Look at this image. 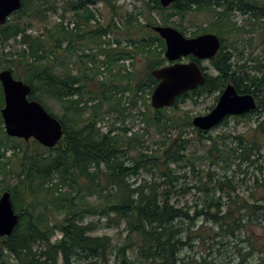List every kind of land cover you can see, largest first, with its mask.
<instances>
[{
    "label": "trees",
    "instance_id": "16d2710c",
    "mask_svg": "<svg viewBox=\"0 0 264 264\" xmlns=\"http://www.w3.org/2000/svg\"><path fill=\"white\" fill-rule=\"evenodd\" d=\"M143 1L145 7L138 14L145 21L137 13L134 19L132 13L124 18L126 29L133 28L126 31L124 43L106 39L118 29L117 22L110 19L107 25H96L92 0H21L11 19L0 25L2 44L9 40L19 44L13 53L16 59L0 53V68L10 69L15 78L28 83L29 98L63 127L59 141L47 148L32 138L8 136L0 114V194L10 192L19 215L12 233L0 237V264H232L220 258L224 240L244 227L247 219L264 213V196L256 195L261 184L245 183L251 197L245 201L235 180L246 172L243 165L264 170V70L256 56L240 62L242 55L235 45L241 40L239 34L255 32L254 21L264 19V0H176L167 7L159 0ZM58 11L59 20L49 22L47 15ZM201 11L208 13V22L196 25L191 36L202 32L219 36V51L211 59L214 72H204L203 84L177 96L172 109L187 99L196 102L220 93L229 82L239 93H252L256 107L233 116L236 122L248 123L232 136L233 145L225 141L230 135L207 137L206 131L191 126V115L180 124L166 108H150L148 102L157 83L151 70L166 63L165 42L150 26L171 25L185 33L182 19ZM67 12L74 19L64 23ZM235 12L248 13V28L232 20ZM33 20L42 24L35 33ZM259 28L264 34V25ZM112 45L136 48L146 58L143 75L137 78L130 70L121 75L119 68L125 82L115 85L99 79L105 71L114 79L115 54L133 57L128 51L115 53ZM91 80L99 82L100 94L90 88ZM118 91L132 92L127 97L130 105L141 98L137 114L156 128L158 139L146 143L126 125V106L119 109L122 125L105 126L110 109L101 108L104 102L115 104ZM51 102L63 113L55 112ZM259 155L263 161L256 164ZM216 164L220 174L213 169ZM11 173L15 179L7 185ZM186 194H192L193 203ZM101 227L115 228L117 239L98 233ZM238 254L244 255L239 248Z\"/></svg>",
    "mask_w": 264,
    "mask_h": 264
},
{
    "label": "rangeland",
    "instance_id": "374dc122",
    "mask_svg": "<svg viewBox=\"0 0 264 264\" xmlns=\"http://www.w3.org/2000/svg\"><path fill=\"white\" fill-rule=\"evenodd\" d=\"M93 5L91 7L94 9L95 14L98 18L97 24H103L107 25L110 21V19H114L117 23V30L116 28L112 31V33L106 35V39H121V41L124 43L125 41V34L126 31L132 32L133 28L126 29L125 26V17H130L128 13H132V17L134 19L135 14L137 13L138 19L141 21H145V17L143 15L138 14L139 10H142L145 5L143 0H92ZM110 1V4H109ZM61 11V10H60ZM60 11L58 13H49L48 21H58ZM115 12V13H114ZM56 14V15H55ZM12 16L9 17L11 19ZM247 16H244L240 14L239 12H235L234 16H232V20L237 23V25H243L246 28L249 27L250 23L245 19ZM65 22L66 20L73 21V16L71 13H65L64 14ZM173 18V17H172ZM175 19L180 22L179 16L175 17ZM262 19V20H261ZM261 19H256L254 21L256 31L253 33H244L239 34L241 36V40L236 42L237 46V54L242 55V57H239V61L242 62L246 60L247 57L256 56L259 58L261 64V69L264 70V34H260V31H262V28H259V25H264V19L263 17ZM182 23L186 26V30L184 35L185 36H191V32L196 30V25H206L208 22V13L206 11H201L200 13H197L196 15H187L185 19H182ZM132 22H136L135 20H132ZM73 26L72 22L69 24V27ZM120 26V29H119ZM39 28H42V24L38 21L33 20L31 25V30L33 33L38 31ZM135 34L133 33V36ZM136 37V35H135ZM249 37H252L249 40ZM137 38V37H136ZM223 43L226 45H229V42L226 40H223ZM107 46V44H105ZM246 45V46H243ZM117 50H115V53H125L128 51L133 57L129 56V58H121L120 54H115L114 57L117 58V60L114 61L113 65V73L115 76L114 79H112V75H110L107 71H105L102 74H98V78L103 79L105 82H109V84H115L116 83H122L125 82L123 80V77L119 76V68L121 69V75H124V71L130 70L131 73L135 72V75L137 78H139L140 75H143L144 71L146 70V58L138 52L136 48H132L131 46L127 47V50L124 48L125 45H112ZM19 49V44H17L13 40H9L8 42H4L3 44L0 42V53L3 54V52L6 53V56L9 57V59H16V56L13 55V53ZM109 49V48H107ZM106 49V50H107ZM119 49V50H118ZM97 50V48H95ZM113 52V53H114ZM117 55H119L117 57ZM5 56V55H3ZM106 58V56H98V58ZM1 59V58H0ZM72 59H75L73 56ZM96 62H99L96 61ZM101 64V62H99ZM250 64H253V60H249ZM165 64V63H164ZM163 64V65H164ZM202 64L206 66L207 72H214V66L210 61H203ZM3 65V62H0V67ZM3 68H0L2 70ZM101 70V67H100ZM90 88L100 94L101 87L97 80H91L90 81ZM151 95V94H150ZM218 95V92L208 95L205 97L199 98L196 102H194L192 99H187L184 102H181L178 104V107L175 109H172V106L166 107V110H168L171 114L174 115L177 122L180 124L186 123L187 115H191V120L195 115L205 114L209 110L208 107L215 103V96ZM128 96H132V92H122L118 91L117 95L114 97L115 104L109 105L107 102H104V105L101 109H110V112L107 113L106 118V124L107 125H122V119L120 115L119 109H121L123 106H126V111L128 112V117L125 120V123L127 126H132L133 130L138 132L139 136L141 138H144L146 140V143L152 142V140L158 139L159 135L156 130V128L153 125L146 124L140 119V115L137 114L139 107L142 109L141 104V98L138 96L136 97V104L130 105L129 99H127ZM150 97V96H149ZM120 99V100H118ZM150 103V99L148 100ZM50 105H53L54 111L62 114L63 108H61L58 104H55L53 102L50 103ZM150 108L151 105H150ZM144 109V108H143ZM256 118V115H253L250 119V122L252 123L253 120ZM237 119H235L233 116L228 117L225 122H221L220 124L216 125L215 127L207 130L204 135L207 137H217V135H230L229 138H226V142L229 145L234 144V139L232 136L237 135L238 131H242L246 128L248 123L246 120H239V122H236ZM192 124V123H191ZM3 125V122H2ZM193 126V125H191ZM188 134L191 135L193 140H195L194 134L190 133L191 128L187 126ZM172 132H174V129L172 127ZM206 141V139H204ZM208 141V140H207ZM204 151V149L201 147V153ZM261 152H264V149L261 150ZM14 161V160H13ZM263 161L262 156L259 155L257 158V162ZM255 165V164H254ZM254 165H243V170L246 172H243L240 175L235 176V180H238L239 185L237 188V192L240 195L242 200L245 201H251L250 197V191L247 190L244 186L245 183L247 185H253L256 182L258 184H261L257 188L256 195H263L264 196V170L262 172L258 170H254ZM12 167V165L10 166ZM264 167V163H263ZM14 170V168H12ZM213 169L216 173L220 174L221 169L216 164L213 165ZM228 174H231L230 171H228ZM14 173H11L6 178L7 185H11L14 182L15 177L13 176ZM216 174L212 173L211 177L215 178ZM1 185V184H0ZM185 197H187L188 200H190V203H193L191 200L192 194H186ZM185 197H181V201L185 200ZM258 216L255 218H252V220L247 219L245 223V226L242 227L239 230H236L234 233V236H231L229 238H226L224 240V248L223 254L221 255V259L226 261L229 260L232 264H264V213L257 214ZM203 223V220H201V224ZM98 233H106L110 235L114 240L118 237V232L115 228L111 227H101L98 229ZM251 243H250V242ZM238 248L241 252L244 253L243 257L238 254ZM249 252V253H245ZM226 259V260H225Z\"/></svg>",
    "mask_w": 264,
    "mask_h": 264
},
{
    "label": "water",
    "instance_id": "95a60500",
    "mask_svg": "<svg viewBox=\"0 0 264 264\" xmlns=\"http://www.w3.org/2000/svg\"><path fill=\"white\" fill-rule=\"evenodd\" d=\"M176 0H159L167 7ZM21 0H0V24H4L11 13L18 10ZM150 28L165 42L164 57L169 64L151 70L157 83L150 95L154 109L170 107L177 96L203 84L205 76L195 61L182 62L179 58L191 53L198 58L210 59L220 47L219 37L211 32L187 37L170 25H152ZM0 83L4 104L0 109L6 134L25 141L36 140L43 147H53L63 135L59 120L51 115L38 101L29 99L30 85L17 79L9 69L0 71ZM256 107L252 93L237 92L229 82L220 92L214 106L205 114L195 115L191 123L206 131L219 124L226 116L248 113ZM10 192L0 194V237L9 236L18 223Z\"/></svg>",
    "mask_w": 264,
    "mask_h": 264
},
{
    "label": "flooded vegetation",
    "instance_id": "af4514ba",
    "mask_svg": "<svg viewBox=\"0 0 264 264\" xmlns=\"http://www.w3.org/2000/svg\"><path fill=\"white\" fill-rule=\"evenodd\" d=\"M242 15L247 16L248 13H246V14H242ZM194 36H196V35H194ZM189 37H192V36H189ZM220 45H221V41H220ZM218 51H219V49H218ZM218 51H217V52H218ZM216 54H217V53H216ZM216 54H215V55H216ZM215 55H214L212 58H214ZM212 58H210V59H202V58H201V59H200V58L196 57L194 54L189 53V54H187V55H185V56L179 58L178 61H182V62L195 61V62H197V63L200 65V67H201L202 70H203V74H204V72H206V66H204V65L202 64V62H203V61H207V60L211 62V59H212ZM169 63H170V62H166V64H169Z\"/></svg>",
    "mask_w": 264,
    "mask_h": 264
}]
</instances>
